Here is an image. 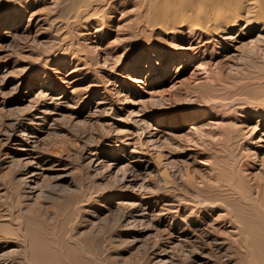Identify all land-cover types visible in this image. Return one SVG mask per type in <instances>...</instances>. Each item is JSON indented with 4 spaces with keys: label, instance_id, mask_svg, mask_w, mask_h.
Returning <instances> with one entry per match:
<instances>
[{
    "label": "rangeland",
    "instance_id": "rangeland-1",
    "mask_svg": "<svg viewBox=\"0 0 264 264\" xmlns=\"http://www.w3.org/2000/svg\"><path fill=\"white\" fill-rule=\"evenodd\" d=\"M162 7L0 0V264H244L228 211L264 177V21L165 30ZM53 203L78 232L114 223L88 239L101 257L37 232ZM23 231L45 254L20 252Z\"/></svg>",
    "mask_w": 264,
    "mask_h": 264
},
{
    "label": "bare ground",
    "instance_id": "bare-ground-1",
    "mask_svg": "<svg viewBox=\"0 0 264 264\" xmlns=\"http://www.w3.org/2000/svg\"><path fill=\"white\" fill-rule=\"evenodd\" d=\"M75 1H84V2H86L87 0H75ZM164 1H165V3H167L169 0H164ZM158 2H159V0H158ZM109 3H111V1ZM172 3H174V5L177 6V8L174 9L176 11L172 12L170 20H168L166 18L169 15V13H168L166 8L165 9L163 8L164 6L162 8H159L158 10H156L154 12L155 14L158 15V16H156V19H157L156 21L157 22H155V23H158V25L160 27H162L161 29H165V30L166 29H173L175 27H182L184 25H188L189 27L191 26L190 28H192V27L196 28V30L198 29L199 31H202V32L207 34V33H210V32L215 33L216 31H219L220 28H222V27L229 28L231 26H235V25H237V21L239 19H244L245 18V20L247 22H249L250 20L257 22L259 20L258 18H261L262 20L260 22L264 21V0H172ZM225 9H227V10H225ZM15 23H17V22H15ZM194 34H195V32H194ZM197 34H199V33H197ZM204 115L205 114H203L202 112H198L197 111V112H194L192 114L191 118H202ZM160 119H163V118L160 117ZM90 153H92V152H90ZM200 161L201 162H205V163H209L207 160H205V158H200ZM244 166H247V165H244ZM261 171H262V169H261ZM260 172H258V173H260ZM209 175H210V173H209ZM259 177L262 178L263 176H261V175L259 176V175H256V174L252 173V175L250 177H248L249 180L252 179L250 185H251L253 191L256 193L254 195V197H253V200H251V201L247 200L246 201L244 199V197H242L239 194L240 191L237 190V192H238L237 196H239L240 200L242 199V201L245 203V211L246 212L244 214H239V213L233 214L232 211H230V210L228 211L229 208L227 209L228 218H230L232 220L231 222L234 223V225L236 227V230H234V233H235V235L237 234V238H236L237 240L235 239V241L232 242V244H230L228 248H229V250L231 252H236L239 255H241L243 258L240 257L242 259L240 262L242 263V261H243L244 264H264V197H263L264 195L262 196V194H261V187L263 185V182L260 180ZM117 179H119V178H117ZM263 179H264V177H263ZM222 184H225V183H222ZM238 185H240V184H238ZM58 187H59L58 184H55V183L54 184H48L47 186H45L43 188V190L48 192V193H51V194H54V195L58 196V195H60L61 191H63V190L65 191V187H63L62 190H61V188L58 189ZM81 187L79 186V188H81ZM230 188L233 189L232 187H230ZM208 195H210V194H208ZM218 195H220V194L218 193ZM47 198H48V196L44 195L42 199H47ZM123 203H124L123 201H119L116 204L118 206L119 205L121 206V205H123ZM57 205H59V204H57ZM57 205L53 203V204H49L48 206L47 205L39 206L37 208V211L42 212V210H43V212H46V210H47V212L50 211L53 214V216L51 214L52 219L43 218L39 214L41 219H42V221L40 220V218H38V217L37 218L39 219L38 221L40 222V226H41V224L43 222V225L41 226L43 230L39 229V230H37V232H39V233L41 232L40 234L44 235L45 238L50 240L49 242H53L54 248L57 249L58 253H59V251L63 252L64 246H62V244L65 245V241L66 242L68 241L67 244L72 242L71 244H73V245L71 246V248L74 246L73 247L74 251H76L78 249V251L81 252L83 255L84 254L85 255L90 254L92 256L93 260H94V258L96 260V258L101 257V255L98 253L97 249L93 246L92 241H90L88 239L91 238L92 234L96 235L97 231L100 232L99 233V235H100L102 232H104L103 230L105 228H106L105 232L111 231L114 228V223L111 220L109 221L108 218H107L108 216H106L107 220H106V218L104 219V217H103V220L101 218V221H105L106 220L102 224H99L102 227L98 226L97 222L96 223L92 222L94 227L91 226V227H89L87 229V231H85V230L80 231L79 230V232H78L77 228L81 225L83 220H81V219L75 220V219H77V218H75L71 222L72 218L69 217L70 220L64 222L63 221L64 218L62 216L63 215L62 211H60L58 209L59 206L57 208ZM30 208L28 207L29 210H30ZM122 213H124V216H126L127 213H128V210L127 211H122ZM43 214H45V213H43ZM121 217H122V215H121ZM59 220H62L61 221L62 224H60L61 225L60 227H58V223H57ZM226 220H227V218H226ZM54 224L56 226L53 227ZM95 226H98V228L100 230H97L98 229L97 228L96 229L97 231H96L95 230ZM27 227H29V226H27ZM30 228H32V227H30ZM3 239H4V237H3ZM14 239L16 240V242L18 241L20 244H22V247H21L22 249H20V252H22V253L26 254V252H32L33 251V252H36V253L38 252V253H41V254H45L44 252L47 251V250H44L43 247H38V246H36L34 244L33 245H29L27 243L28 236L26 235V233L24 231L23 232L14 233ZM60 240L61 241L65 240V241H63V243H62ZM53 244L50 243V245H53ZM71 244H69V246ZM48 247L50 248L49 245H48ZM79 252H78V255H79ZM2 254L3 253H0V262L9 263L10 262L9 260H7L5 262L4 257H2ZM29 254L30 253H28V255ZM77 258H73V259L76 260ZM44 261H45V259H44ZM98 261H99V259L97 260V264H98ZM237 263H239V262H237Z\"/></svg>",
    "mask_w": 264,
    "mask_h": 264
}]
</instances>
